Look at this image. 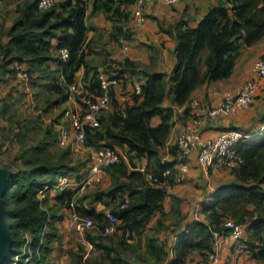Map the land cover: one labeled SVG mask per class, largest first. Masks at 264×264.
<instances>
[{
	"label": "trees",
	"instance_id": "16d2710c",
	"mask_svg": "<svg viewBox=\"0 0 264 264\" xmlns=\"http://www.w3.org/2000/svg\"><path fill=\"white\" fill-rule=\"evenodd\" d=\"M135 2L59 0L50 8L41 9L39 0H19L15 8L16 18L6 31H2L8 36V42L2 45L6 56L3 71H15L7 64L18 61L29 63L31 67L28 69L32 73L33 66L54 59L60 74L48 87L51 94L57 95L56 100H52L55 105L68 102L69 86L75 83L81 67H85L86 88L101 94L98 67H90L87 61L89 5L92 3L93 14L102 10L113 19L127 20ZM115 36L118 39V32ZM262 39L264 0H219L195 26L187 21L178 22L175 26L176 66L172 72L173 104L185 105L198 87L231 76L243 45H253ZM63 48L68 51L67 59L61 56ZM123 65L132 73L139 71L132 60L126 59ZM143 72L146 78L141 92H133L132 100L123 104L115 97L113 86L112 107L102 113L101 126L87 129L90 144L125 148L130 153L129 160L121 156L119 161L106 167L115 183L109 190L100 191L96 200L109 207L110 212L84 202L75 204L78 189L48 191L45 202L52 195L58 202L65 203L68 214L74 210L94 219L99 233L94 235L88 230L86 238L104 251L109 264H190L195 253L203 264H210L208 254L214 246L215 232L228 234L230 227L225 225L228 219L246 223L242 243L258 264H264V130L238 141L236 149L242 162L230 170L233 180L216 186L208 195L210 199L203 201L204 220L194 218L182 227L180 224L173 228L171 232L176 235V242L172 248L167 241L159 242L153 236L146 240L143 237L155 215L159 213L161 216L166 211L169 187L174 183L166 170H173L177 162L176 144L170 146L171 159H165L163 153L175 115L173 106L163 105L168 95L167 75L164 72ZM157 115L160 122L153 124L152 119ZM15 135L24 142L22 133L17 131ZM48 136L57 140V133L50 128L44 138L21 149L18 158L23 160L22 167L13 170L10 165H3L8 170L10 182L4 194L5 217L12 235L8 263L22 252L30 237L34 261L29 264H47L42 253L48 250L55 234L57 215L53 216L46 206H41L38 192L60 173L78 171L69 162L68 149L57 155L49 150ZM134 158L144 159V167H139ZM104 195L111 196L113 202L104 201ZM108 225H114L121 233L118 242L110 237L111 245L105 243L107 239L103 234ZM47 226L49 230H46ZM157 227L159 230L169 228L163 225L161 217H158ZM128 239L134 242L130 243ZM143 247L147 254L137 252ZM136 253L138 257L131 259V254ZM77 264L82 263L78 261Z\"/></svg>",
	"mask_w": 264,
	"mask_h": 264
},
{
	"label": "rangeland",
	"instance_id": "374dc122",
	"mask_svg": "<svg viewBox=\"0 0 264 264\" xmlns=\"http://www.w3.org/2000/svg\"><path fill=\"white\" fill-rule=\"evenodd\" d=\"M18 2L19 0H0V33L8 29L16 18L17 14L15 13V8ZM4 55V53H0V63H3ZM14 65L15 62H12L8 67L13 69ZM26 66L28 68L31 67L29 63H26ZM49 73L50 71L47 74ZM45 75L46 71L43 73L40 69H36V65L33 66V71L30 73V84L26 86V84L19 81L15 71L9 70L4 74L2 73V69H0V164L10 165L13 170L23 166V160L18 158L21 149L28 144L37 143L40 139L44 138L47 129L51 128L57 133V129L63 122L65 108L72 106L71 102L61 103L59 105L53 103L52 100H56L57 95H49L44 92L46 89L45 83L48 81ZM258 79L259 78L256 79L258 93L253 103L243 109V125L240 127H246L252 123V125L258 127L264 118V80L259 81ZM248 80L249 78L247 81ZM48 97H51V100L48 101ZM193 98H195V96ZM204 100L210 102L207 99ZM184 116V119H188L187 114ZM17 131L24 136V142L16 137L15 133ZM179 135L175 138L173 144L177 143ZM47 139L50 142L49 150L54 155L68 149L69 162L71 165L77 167V170L81 171L88 167L89 152L78 153L75 150L61 146L58 140L51 136H48ZM118 149L122 157L127 160L130 159V153L127 149ZM163 153L164 157H170L169 159H171V155L168 153L167 148L163 149ZM134 161L141 168L144 167L146 162L144 159L140 158H134ZM194 167L196 169H193L195 172L193 171V173H191L192 176L189 175L190 173L186 174L181 182L173 183L169 188V197L165 204L166 211L161 216L158 213L150 222L143 234L145 240L150 236L156 237L159 240L158 235L160 234V230L157 227L158 217H161L163 225L169 227L168 229L170 230L179 227L180 224L182 226L186 216L203 217L202 214L196 213V206L206 199L209 192L215 188V185L218 186L232 181L233 179L231 171L227 169L219 171L213 170L210 173L204 171L198 165ZM114 183L115 181L111 174L105 171L99 182L87 186L79 192L75 204L84 202L86 205H94L98 209H104L110 212L109 207H106L104 203L96 199L99 197L98 193L100 191L109 190ZM104 201L112 203L113 198L104 195ZM44 206L50 210L49 212L52 213L53 216L57 215L54 224L55 234L52 237L48 250L42 253V256L45 257V263L77 264L78 261L82 264L110 263V260L104 256L103 250L96 248L87 241L86 233H79L69 227L67 222L68 213L64 209L66 206L64 202H58L52 195H49ZM94 222L97 225L96 229L91 228L89 231L91 230L94 235H98L99 232H96L98 224L95 220ZM111 226H113V231L107 234L103 233L105 234L104 237L107 239L105 241L107 245H111V241L109 242L110 237H113L115 242H118L121 238L119 230H115L116 228L114 225ZM46 230H49V226L46 227ZM29 238H27V240H29ZM165 240H167V238ZM128 241L130 243L134 242L133 239H128ZM23 247L22 251L24 250ZM137 252L147 254L145 247L141 250L137 249ZM146 254L144 255L146 256ZM125 255H127V253H125ZM134 257L137 258L138 254H131L130 258L135 259ZM12 261L13 260L10 262L12 263Z\"/></svg>",
	"mask_w": 264,
	"mask_h": 264
},
{
	"label": "crops",
	"instance_id": "0c3cea01",
	"mask_svg": "<svg viewBox=\"0 0 264 264\" xmlns=\"http://www.w3.org/2000/svg\"><path fill=\"white\" fill-rule=\"evenodd\" d=\"M218 1L219 0H183L177 1L173 4H167L148 0L144 5L146 19L138 25L135 24V4L131 6V13L127 20H124L123 18L120 19L119 17L113 19L102 10L93 14L91 12L92 3L88 8L89 15L86 20L88 26L86 47L88 64L90 67L104 66L107 74L111 75L112 73H117L121 77L119 83L114 86L115 97L120 103L124 104L132 100V81L134 79H138L141 83H143L146 78L143 71L166 73V87L168 95L163 105L166 107L173 106L175 108V115L171 120L172 127L170 135L167 141V146L165 147L168 149V153L171 155V158L173 155L170 152V146L174 145L173 141L175 138L184 131L187 120V118L184 119V115L186 114L183 110L184 105H175L173 104L172 99V72L176 66L175 26L180 21H187L190 25L195 26L204 14L207 13L209 8ZM116 32H118V39L115 36ZM121 32H123L122 35H119ZM7 42L8 36L0 33V53H4L2 52V45ZM126 45L127 48H125ZM263 52L264 39L253 45H243L240 52L237 54L236 64L231 76L203 84L194 90L192 97L195 96V98L203 100L207 99L213 104L219 103L222 100V96L219 93L216 94L215 91L222 89H230L232 91L239 90L247 79L251 77L252 64L263 54ZM3 57L6 58L5 55ZM126 59L132 60L137 65V69L139 70L137 73H132L123 65V62ZM3 64H5L4 61L3 63H0V69H2V73L5 74L9 70L3 71L6 69ZM11 64L12 63H8L7 65L9 66ZM124 68L125 70H123ZM36 69H40L43 73L46 71L45 78H47L48 81L45 83L46 89L44 92L51 95V91L48 87L49 83L53 80V78L58 77L60 74L57 61L54 59L49 60L41 65H37ZM49 71L50 73L47 74ZM85 74V67H81L77 72V78H83ZM87 78H90V76ZM258 80H264V77H259ZM243 111L244 110L239 111L232 117H225L208 123L203 129V136L215 137L220 132L230 127L239 128L246 137L258 135L261 130H264V118L258 127L252 125L253 123L250 124L251 126L248 125L246 127H240L243 125ZM159 122L160 117L158 115L154 116L152 123L158 124ZM197 165L204 171L210 173L213 170H224L214 167H203L198 163L196 155H194L191 159V170L189 172L190 176H192L191 173H193V171L195 172L193 169H196L194 166ZM208 197L209 196L207 195L205 200L210 199V197ZM202 203L203 201L201 204L199 203V205L196 206V213L202 214L204 218L199 216H186L183 220L184 223L182 226L194 218L200 220L205 219L202 212ZM106 213H109V211H106ZM169 230L170 229L160 230V234L158 236L160 238L159 241H167L169 248H172L176 242V235ZM166 238L167 240H165ZM242 239L235 241L224 234L220 235L219 240L221 242L219 257L215 264H258L252 252L242 243ZM171 255L173 256L172 253ZM199 260L200 257L197 253H195L191 256L190 264H203Z\"/></svg>",
	"mask_w": 264,
	"mask_h": 264
},
{
	"label": "built area",
	"instance_id": "2783aa9c",
	"mask_svg": "<svg viewBox=\"0 0 264 264\" xmlns=\"http://www.w3.org/2000/svg\"><path fill=\"white\" fill-rule=\"evenodd\" d=\"M57 1L59 0H39V6L41 9H48ZM146 1L148 0H136L135 2L136 25L146 19L144 12ZM152 1L173 4L183 0ZM125 48H127V45ZM60 52L63 59L68 58L66 48L61 49ZM14 69L19 81L28 86L30 84V73L26 63L17 61ZM98 73L103 89L101 94L89 91L86 88L85 80L81 77L69 86L68 102H71L72 106L65 108L63 122L57 129V140L61 146L68 147L78 153L89 152V165L82 171L60 173L54 181L46 183L39 189L38 198L43 207H45L44 202L48 191L60 192L66 189H78L80 192L85 187L99 182L106 171V167L120 160L121 154L118 148L88 142L87 129L101 126L100 117L102 113L112 107L111 88L121 80L117 73L107 74L104 66L98 67ZM259 77H264V52L254 61L251 67V77L239 90H216V94L219 93L222 96V100L217 104L199 98H191L184 105V112L188 109V119L184 131L179 135L176 143L177 162L173 170H166V174L170 176L174 183L181 182L184 176L190 172L191 159L194 155H196L198 163L206 168L232 170L239 166L242 157L237 152L236 146L245 134L239 128L230 127L215 137H205L203 136V129L208 123L231 117L253 103L258 93L256 79ZM132 87L133 92H141V81L134 79ZM67 222L69 227L82 234L96 227L91 217L82 216L74 210L69 212ZM225 225L230 227V232L224 235L230 239L236 241L246 236V223L228 219ZM111 231H113L111 225L104 228L106 234ZM220 235L223 234L215 232L214 247L208 254L210 264H215L218 260ZM30 243L31 238L25 243L22 253H19L10 264H29L34 261ZM21 259L23 260L21 261Z\"/></svg>",
	"mask_w": 264,
	"mask_h": 264
},
{
	"label": "water",
	"instance_id": "95a60500",
	"mask_svg": "<svg viewBox=\"0 0 264 264\" xmlns=\"http://www.w3.org/2000/svg\"><path fill=\"white\" fill-rule=\"evenodd\" d=\"M8 170L0 165V264H10L8 259L12 248V235L5 217L4 194L9 187Z\"/></svg>",
	"mask_w": 264,
	"mask_h": 264
}]
</instances>
